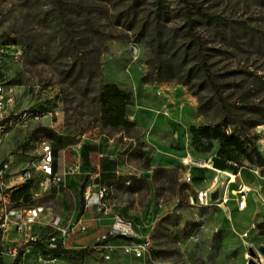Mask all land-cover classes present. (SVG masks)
<instances>
[{
	"label": "rangeland",
	"instance_id": "374dc122",
	"mask_svg": "<svg viewBox=\"0 0 264 264\" xmlns=\"http://www.w3.org/2000/svg\"><path fill=\"white\" fill-rule=\"evenodd\" d=\"M161 2L164 11L158 14V0H64V10L53 0H0V46L6 51L1 67L7 80H16L18 92L28 94V108L43 112L40 119L6 129L0 141V166L9 163L6 178L32 170L34 200L28 204L44 205L55 217L63 205L68 209L76 203L79 209L81 201L87 204L89 182L106 186L102 203L110 210L102 211L95 197L90 204L109 220L99 238L109 232L114 215L131 221L137 234L109 235L102 247L95 245L99 238L86 240L84 247L91 251L84 256L54 258L41 251L22 264H247L252 250L255 260L264 262V165L243 156L240 174L227 170L235 175L231 184L220 173L227 192L224 204H200L196 199L199 190L214 185L213 169L195 167L193 182L184 180L185 157L210 163L219 146L213 140L211 152L199 153L190 128L217 124L219 113L207 89L202 90L201 104L188 85L178 82L182 58H187L188 68L196 64L186 8L182 0ZM189 4L203 42L202 56L218 74L229 100L244 107L242 118H250L248 105L264 107V0ZM198 8L211 17L201 16ZM71 37L80 54L99 56V74L77 79ZM155 37L160 59L153 57L148 43ZM195 78L200 74L195 72ZM107 83L131 95L127 113L134 127L102 124L100 94ZM18 99L25 103L22 93ZM44 127L63 136L72 153L82 151L73 158L64 183H49L35 169L43 144H52L47 131L32 136ZM251 131L264 156V124ZM241 184L251 188L242 210L237 207ZM84 238L75 231L70 240L79 243ZM146 241L150 247L145 256L126 250ZM30 242L17 243V252ZM13 261L4 254V264Z\"/></svg>",
	"mask_w": 264,
	"mask_h": 264
},
{
	"label": "trees",
	"instance_id": "16d2710c",
	"mask_svg": "<svg viewBox=\"0 0 264 264\" xmlns=\"http://www.w3.org/2000/svg\"><path fill=\"white\" fill-rule=\"evenodd\" d=\"M186 8V23L187 33L190 36L192 43V54L196 58V64L190 68L187 66V58H182L178 64V82L188 85L198 97L202 104V90L207 89L211 94L210 102L214 104L219 113V122L215 125H199L191 127L190 132L192 136V143L199 153H209L212 151L214 144L213 140L219 141V146L216 154L212 157V164L215 168L221 170H230L238 174L242 169V157L251 158L252 161L264 165V156L258 149L255 142V135L252 129L258 125L264 124V107L260 104H250L247 106V113L252 116L250 118H242L243 106L236 102L229 100L225 95L223 85L219 81L218 74L213 70L209 61L202 56L203 42L195 32V19L193 18L192 9L189 0H182ZM54 4L60 8L64 0H53ZM158 14L163 13L164 7L161 0H158ZM59 10H64L60 8ZM201 16L211 17L202 8H198ZM160 29L158 24H155L154 34L159 35ZM156 37L149 41L151 44L153 57L160 59L159 48L154 44ZM69 47L72 50L73 69L77 70V79L92 78L96 73L99 74V56L88 57L80 54L73 37L69 38ZM189 52V47L186 48L185 54ZM195 72L200 74V78H195ZM11 83L16 84V80H10ZM132 97L129 93L121 89L114 83H107L102 86L100 94V103L102 109V124L113 128H132L135 124L128 117V107L132 105ZM40 110V109H38ZM41 111V110H40ZM42 112V111H41ZM229 128V130L227 129ZM40 131H47L52 136V146L57 157L58 152L69 143L65 141L64 137L57 134L51 128H38L32 132L35 136ZM148 164L150 159L147 158ZM237 164V165H235ZM1 168V167H0ZM0 186V191H1ZM32 181L24 182L17 188L7 189L11 195V199L17 202V205L28 204L32 202ZM85 204L81 201V207L78 217L84 212ZM105 241H97L95 245L105 243ZM29 245L38 246L44 255L52 256L54 258H61L64 256H84L91 251V247H83L79 249L65 248L63 240H57L56 248H49L40 240L32 241ZM25 248H20L16 258L12 264H21ZM0 264H4L0 259Z\"/></svg>",
	"mask_w": 264,
	"mask_h": 264
},
{
	"label": "built area",
	"instance_id": "2783aa9c",
	"mask_svg": "<svg viewBox=\"0 0 264 264\" xmlns=\"http://www.w3.org/2000/svg\"><path fill=\"white\" fill-rule=\"evenodd\" d=\"M6 51L4 47L0 46V141L5 135L6 129L9 126L19 124L29 118L40 119L43 112L37 108L29 107L25 109L18 108V86L13 84L10 80L6 79V71L1 67ZM43 153L41 158L36 164L35 169L40 171L47 179V182L53 184L64 183L63 176L55 171V153L51 143L43 144ZM183 163L187 168L184 180L186 182H193L192 169L198 168H211L217 172L213 178V186L206 190H199L197 192V202L200 204H212L220 203L224 204L227 201V192L222 187V193L219 200L213 201L211 199L212 192L221 186L219 174L223 173L224 170L215 168L210 161V163H201L197 159L187 156L183 159ZM237 165V164H235ZM0 186L1 180L4 176V172L9 167V163L5 162L0 166ZM223 171V172H222ZM241 169L238 174H240ZM237 174V175H238ZM22 181L27 182L33 179V171L28 169L21 175ZM229 182V180H228ZM238 190L237 207L242 210L247 206V198L250 192V187L246 184H241ZM108 193V188L106 186H99L96 193L88 194L86 196L87 205L92 203L95 197L97 203L102 211L108 212L110 209L102 200L106 198ZM46 208L42 206H35L30 204L17 205L11 200V195L6 189H1L0 191V259L3 260L4 254L8 253L13 259L16 258L18 252L16 246H9L5 251L3 242L5 241L6 234L12 232L18 237L19 240L25 239L26 241H39L40 236L35 232V227L38 225H43L44 214ZM55 229V233L51 234L48 239L49 248L57 247V240L62 239L63 245L64 240L67 236L72 234L74 231L85 232L87 230V224L83 222L80 218L76 222L64 226L61 224L52 225ZM122 235L129 238L137 237L134 225L131 221L126 220L120 215H114L113 221L110 225L109 232L107 234H102L100 236V242L107 240L109 235ZM247 236V233L243 234ZM106 243V242H105ZM102 243L97 246H104ZM134 245V244H133ZM150 243L146 241L139 245L127 246L126 250L128 252L133 251L137 257L145 256L149 252ZM264 264L263 260L259 262Z\"/></svg>",
	"mask_w": 264,
	"mask_h": 264
},
{
	"label": "crops",
	"instance_id": "0c3cea01",
	"mask_svg": "<svg viewBox=\"0 0 264 264\" xmlns=\"http://www.w3.org/2000/svg\"><path fill=\"white\" fill-rule=\"evenodd\" d=\"M19 93H22L23 100L25 103L20 104V101L18 99V108L19 109L28 108V106L31 105L30 100L28 98V94H26V92H24L23 90L18 92V96H19ZM71 151H72V145H70V146L66 145L64 148H62L58 152V155L55 158V164H54L55 171L60 173L64 179H66L67 173H71V169H72L71 162H72L73 158L75 159L77 156L81 157V152H82L81 150L78 149L77 153H72ZM210 161L212 162V158ZM5 172H4V176L1 180V188L6 189V190L7 189H14V188H17L23 184L21 175H12L11 177L6 178ZM93 186H94V188H93L92 193L94 194L97 192L99 186H101V185L94 183V181L89 182V187H87L88 188V194L91 192V189ZM31 194H32V201H33L34 200L33 183H32ZM12 202L17 204V202L14 200H12ZM30 205H33V204H30ZM35 206L45 207L44 205H35ZM61 207L62 208L59 209L58 213L56 214L57 218L54 215V211H46L44 214L43 225H38L35 227V232L41 238L40 241L46 246H48L47 244H48L49 236L51 234L55 233V229L52 226L54 224H60L61 223V225L67 226V225H70V224L76 222L80 218H82L83 222H85L87 224V230L85 232L78 231L79 234L85 235V238L83 241H81L79 243H77L76 241L71 242L70 239L74 235L75 231L72 234H70L68 237L65 238L64 247L65 248H71V249L83 248L86 240L90 241V242H94L97 238H99V235L105 230V227L108 226L109 220H107V218L105 216L99 214V209L96 206H90V205L86 204L84 207V212L82 213V215L80 217H78L80 208L78 209V206L76 205V203L73 204L72 206H70L68 209L66 208V205H63ZM80 207H81V204H80ZM22 241L27 242L25 239L19 240L18 237L16 235H14V233L10 232V233L6 234L5 241L3 242V246L7 250V248L9 246L13 247V246L17 245V243H21ZM40 253H41V249L38 246H33V245L26 246L22 261L23 260H25V262L27 260L31 261L33 259H31L32 257H30V256H33L35 254L40 255ZM10 257H12V256L10 255Z\"/></svg>",
	"mask_w": 264,
	"mask_h": 264
},
{
	"label": "water",
	"instance_id": "95a60500",
	"mask_svg": "<svg viewBox=\"0 0 264 264\" xmlns=\"http://www.w3.org/2000/svg\"><path fill=\"white\" fill-rule=\"evenodd\" d=\"M222 193V186H218L211 194V199L213 201L219 200ZM260 251L264 253V246L260 247ZM252 257L248 260L247 264H260L257 260H255L256 252L252 250Z\"/></svg>",
	"mask_w": 264,
	"mask_h": 264
},
{
	"label": "bare ground",
	"instance_id": "6f19581e",
	"mask_svg": "<svg viewBox=\"0 0 264 264\" xmlns=\"http://www.w3.org/2000/svg\"><path fill=\"white\" fill-rule=\"evenodd\" d=\"M223 173L226 174L229 177L228 184H231V183H233L235 181V175L234 174H232L231 172H228L227 170H224Z\"/></svg>",
	"mask_w": 264,
	"mask_h": 264
}]
</instances>
